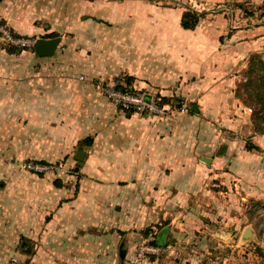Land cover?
Returning <instances> with one entry per match:
<instances>
[{
    "label": "rangeland",
    "instance_id": "rangeland-1",
    "mask_svg": "<svg viewBox=\"0 0 264 264\" xmlns=\"http://www.w3.org/2000/svg\"><path fill=\"white\" fill-rule=\"evenodd\" d=\"M205 2H10L19 11L17 16L24 29H28L23 32L25 36L44 37L52 31L62 36L50 58L53 68L43 73L41 84L49 76L55 97H72V122H81L80 128L88 133L101 125L115 123L118 105L105 87H114L115 77L121 74L138 73L134 82L138 79L143 84L137 82V91L147 95L160 92L181 96L182 108L172 99L170 108L160 115L133 112L129 119L135 121L130 123L125 118L116 124L125 127L122 134L125 138L128 126L146 125V130H152L150 141L154 147L160 143L166 147L161 152L170 154V145L177 144V153L184 154V164L178 163V169L183 167V181L178 182L182 188L176 189L182 197L177 199L181 204L173 216L175 220L170 215L166 225L143 222L140 226L142 221L137 219L132 229L119 230L126 236L123 239L128 245L124 260L120 257V243L111 239L116 234L114 230L101 231L103 238L99 243L93 241L83 246L69 245L70 240L63 239L38 244L39 240L34 239L37 231L33 234L25 230L23 237L29 245L22 244L13 204L11 210L6 209V221L0 222V264H263L264 128L261 131L255 128L251 106L236 94L239 82L246 79L244 69L248 61L243 68L237 64L235 67L229 64L230 68L222 63L219 67L214 65L221 60L216 55L220 38L225 40L232 24L244 23L240 20L245 11L235 4L236 0ZM259 5L253 3L254 13L247 15L251 22L264 19V6ZM186 6L206 11L196 29L186 30L180 24ZM223 11L227 12V18L232 17L228 24L223 16L217 15ZM218 23L220 29L225 28L222 36L208 27ZM215 57L219 58L217 62ZM159 75L168 81L157 83ZM194 103L198 110L192 109ZM77 137L65 158L50 160L61 169L47 172L46 176L57 178L61 184L70 179L75 183L77 175L82 173L76 166L81 167L85 161L76 159L77 149L95 147L81 143ZM248 141L260 145V149H248ZM189 159L198 164L195 166ZM256 199H261L262 206ZM161 225L167 226L169 234L165 233L164 242L159 244L161 250L143 252L142 247L153 243L150 239L156 232L159 234ZM245 228L251 229L249 235L244 234Z\"/></svg>",
    "mask_w": 264,
    "mask_h": 264
},
{
    "label": "crops",
    "instance_id": "crops-1",
    "mask_svg": "<svg viewBox=\"0 0 264 264\" xmlns=\"http://www.w3.org/2000/svg\"><path fill=\"white\" fill-rule=\"evenodd\" d=\"M11 1L0 0V21L19 33L28 32ZM222 1L226 0H206L205 3ZM249 2L261 4L263 0ZM226 13L223 11L217 15L223 16L228 24L232 17L227 18ZM241 16L240 21L244 23L232 24L225 40L220 38L216 55L221 60L218 65L214 64L215 67L222 63L225 68L236 64L243 68L252 52L264 50V19L251 22L249 16L242 13ZM219 25L208 27L222 36L225 28L220 29ZM199 31L196 32L201 34ZM57 48L52 54L41 55L33 48L9 52L0 45V222L6 221V209L11 210L14 204L22 244L29 245L23 234L25 230H31L33 234L37 231L34 239L39 240L38 244L63 239L70 240L69 245L80 246L93 241L99 243L100 233L104 230L115 231L111 237L113 243H124L126 236L118 231L132 229L137 219L142 221L140 226L143 222L152 226L166 225L169 216L173 217L181 204L177 199L182 193L176 189L182 188L178 182L183 181V167L178 169V163L183 166L184 154L177 153V144L168 147L170 154L161 152L166 147L160 143L154 147L150 141L152 130H146L143 124L141 127L137 124L128 126L125 138L122 135L125 127L116 123L125 121V118L132 123L135 119H129L133 113L128 115L118 106L115 108L118 117L112 125H101L88 133L85 128H80L81 122L73 124L72 97H55L49 76L41 84L43 73L53 68L50 58ZM218 59L215 57V62ZM156 80L164 83L168 78L159 75ZM137 82L143 84L138 79L136 85ZM90 134L95 136L91 144L95 147L82 148L85 153L80 160L85 161L81 167L76 166V170L80 169L82 173L77 175L74 184L71 179L61 184L57 178L51 179L45 173L22 167L23 160L28 158L49 161L65 158L77 135L81 140ZM194 163L195 166L198 164ZM152 203L157 205L154 207ZM166 233L169 236L168 231ZM125 246L127 252L128 245Z\"/></svg>",
    "mask_w": 264,
    "mask_h": 264
},
{
    "label": "trees",
    "instance_id": "trees-1",
    "mask_svg": "<svg viewBox=\"0 0 264 264\" xmlns=\"http://www.w3.org/2000/svg\"><path fill=\"white\" fill-rule=\"evenodd\" d=\"M237 6L242 7L245 11L246 15L253 14V3H250L249 0H240L236 1L235 3ZM264 6V0L259 5V7ZM206 11L205 10H198L191 6H186L185 9L182 11L181 17H180V24L184 29H195L201 19L205 16ZM264 14V13H263ZM262 14V15H263ZM14 31V29H13ZM15 34L18 35H25L23 33H19L17 31H14ZM58 35L57 32L52 31L44 37H51ZM9 52H19L22 49L28 48V47H22V46H15L10 44H2ZM31 48L34 49V46ZM244 80H241L238 84V88H236V94L239 97H242L246 104L251 106L252 112V120L255 124V128L259 131L263 130L264 128V54L262 51H255L252 52L248 57V64L246 68L244 69ZM135 75L132 74H121L119 76H116L114 79V87L118 89H126L131 91H137L138 86L135 84ZM154 97L158 99L160 103L165 102H172V99H176L177 106L179 108L183 107L182 97L181 96H170L166 94H162L160 92L153 94ZM118 109L121 111H124L128 115L133 113L132 108H125L121 105H118ZM81 143L91 145L94 141L93 135H87L86 137H83L81 140ZM248 149L257 148L260 149V145L253 143L252 141H248L246 144ZM256 202L261 204V199H256ZM148 231L146 230L145 235L148 236ZM158 233L156 232V235L152 236L150 239L151 242L160 244L157 239ZM168 241H165V244ZM28 249V248H27ZM264 264V262H263Z\"/></svg>",
    "mask_w": 264,
    "mask_h": 264
},
{
    "label": "built area",
    "instance_id": "built-area-1",
    "mask_svg": "<svg viewBox=\"0 0 264 264\" xmlns=\"http://www.w3.org/2000/svg\"><path fill=\"white\" fill-rule=\"evenodd\" d=\"M36 37L31 38L25 35L15 34L13 29L5 22L0 21V45L10 44L22 47H32L36 41ZM105 91L112 98L115 104L125 108H132L134 113L145 114L152 113L160 115L170 108L168 102L160 103L153 95L148 96L141 91H131L126 89H118L115 87H105ZM22 166L36 173H47L51 171H59L61 166L58 163L48 160L36 158H28L23 160ZM159 244H146L142 247L143 252L157 253L161 250ZM130 264V262H128Z\"/></svg>",
    "mask_w": 264,
    "mask_h": 264
},
{
    "label": "water",
    "instance_id": "water-1",
    "mask_svg": "<svg viewBox=\"0 0 264 264\" xmlns=\"http://www.w3.org/2000/svg\"><path fill=\"white\" fill-rule=\"evenodd\" d=\"M60 41H61L60 35L51 36V37L39 36V37H37V39L34 43V49H35L36 53L41 54V55L52 54L55 52ZM148 96H150V95H148ZM192 109L198 110L196 103H194L192 105ZM84 153H85L84 149H78L77 153H76V157L79 159H82L84 157ZM250 230H251L250 228H245L244 234L249 235ZM166 232H167V227H164L159 232L158 242L160 244H162L164 242L163 238H164ZM126 250H127V247L124 245V243H121L120 244V257L122 260L125 259Z\"/></svg>",
    "mask_w": 264,
    "mask_h": 264
}]
</instances>
